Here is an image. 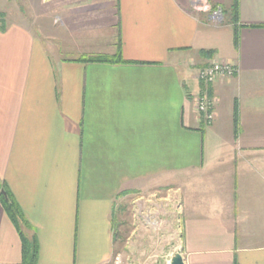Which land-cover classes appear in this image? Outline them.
Segmentation results:
<instances>
[{"label":"crops","instance_id":"1","mask_svg":"<svg viewBox=\"0 0 264 264\" xmlns=\"http://www.w3.org/2000/svg\"><path fill=\"white\" fill-rule=\"evenodd\" d=\"M192 1L0 10V193L36 240L35 264H109L125 201L129 239L167 207L185 264H264V0H236V27L234 0H203L216 23ZM211 62L236 72L205 86ZM0 264H23L1 202Z\"/></svg>","mask_w":264,"mask_h":264},{"label":"rangeland","instance_id":"2","mask_svg":"<svg viewBox=\"0 0 264 264\" xmlns=\"http://www.w3.org/2000/svg\"><path fill=\"white\" fill-rule=\"evenodd\" d=\"M15 3L16 0H0V10L6 6L13 8ZM121 205L123 212H120L117 218L119 246L114 250L109 264H165L166 261L169 262L168 258L178 248L179 242L176 212H170V209L166 207L164 208L166 213L164 210H159L153 217L142 216L145 223L141 221V229L136 232L135 237L129 239L131 226L127 211L128 203L125 201Z\"/></svg>","mask_w":264,"mask_h":264},{"label":"trees","instance_id":"3","mask_svg":"<svg viewBox=\"0 0 264 264\" xmlns=\"http://www.w3.org/2000/svg\"><path fill=\"white\" fill-rule=\"evenodd\" d=\"M229 23L232 24L234 27H236L238 23V15H237V4L236 0H234L233 4L231 5L229 11ZM5 29V20H4V14L0 13V30L3 31ZM206 57L212 55V52H204L202 53ZM82 62H104V63H109L110 60H108L105 57H91L89 59H82ZM115 62L118 63H125L122 60L121 54H119L116 57ZM3 191L6 195L0 193V202L3 206V209L5 213L7 214L9 220L15 227L16 231L19 234V237L21 239V244H22V263L23 264H35L36 263V256H37V244L36 240L34 237H27L24 233V229L27 227L26 222L22 216V213L14 201L12 195L10 194L9 190L4 187Z\"/></svg>","mask_w":264,"mask_h":264},{"label":"built area","instance_id":"4","mask_svg":"<svg viewBox=\"0 0 264 264\" xmlns=\"http://www.w3.org/2000/svg\"><path fill=\"white\" fill-rule=\"evenodd\" d=\"M193 9L197 12H208L210 14V19L213 22H218L221 14L220 12H212L211 8L203 0H193L192 1ZM235 69L231 65L222 64L218 62H211L209 65L201 68L197 73V78L205 86L214 83L218 79H227L232 78L235 74ZM197 109L198 112L202 115L204 121L209 124L214 119V110H215V100L211 97L206 90L197 97ZM165 264H169L166 261Z\"/></svg>","mask_w":264,"mask_h":264},{"label":"water","instance_id":"5","mask_svg":"<svg viewBox=\"0 0 264 264\" xmlns=\"http://www.w3.org/2000/svg\"><path fill=\"white\" fill-rule=\"evenodd\" d=\"M221 14V13H220ZM4 197H6L4 191H2ZM169 264H185L181 255V249H176L172 252L168 258Z\"/></svg>","mask_w":264,"mask_h":264}]
</instances>
